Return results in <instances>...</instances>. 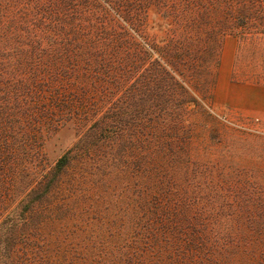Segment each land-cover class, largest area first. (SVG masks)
Wrapping results in <instances>:
<instances>
[{
    "label": "trees",
    "instance_id": "16d2710c",
    "mask_svg": "<svg viewBox=\"0 0 264 264\" xmlns=\"http://www.w3.org/2000/svg\"><path fill=\"white\" fill-rule=\"evenodd\" d=\"M150 17L143 52L129 30ZM226 36L233 79L264 82V0H0V264H264V218L166 201L181 193L166 159L191 156L184 73L209 96ZM67 123L75 140L47 164L42 142Z\"/></svg>",
    "mask_w": 264,
    "mask_h": 264
},
{
    "label": "rangeland",
    "instance_id": "374dc122",
    "mask_svg": "<svg viewBox=\"0 0 264 264\" xmlns=\"http://www.w3.org/2000/svg\"><path fill=\"white\" fill-rule=\"evenodd\" d=\"M117 20L123 27L124 22ZM153 22L158 23L159 20L153 21L150 17L141 28L129 30L131 41L143 52L144 47L147 49V40L160 37L161 27ZM234 47L233 37L226 36L221 43L213 87L206 98L203 97V86H198L200 71L192 78L188 72L184 73L185 81L194 94V101L183 113L190 123L187 126L191 127L192 139L186 146L191 156L182 153L180 159L167 158L164 182L165 190H181L177 198L173 194L167 195L168 203L193 206L189 217L221 221L264 218L261 209L264 205V85L250 83L254 86H249V82L232 78ZM226 91L237 93V98L227 97ZM75 137L76 128L70 123L49 133L41 148L46 163H54L71 147ZM134 188H130L129 194H135ZM122 206L116 209L109 205L107 210H102V216L111 212L124 216L120 211ZM125 218L119 219V226ZM112 232L102 237L108 243L106 250L109 252L120 243L112 238L117 237L116 231L112 229ZM139 241L130 246L136 247ZM141 246L147 249L144 242Z\"/></svg>",
    "mask_w": 264,
    "mask_h": 264
},
{
    "label": "crops",
    "instance_id": "0c3cea01",
    "mask_svg": "<svg viewBox=\"0 0 264 264\" xmlns=\"http://www.w3.org/2000/svg\"><path fill=\"white\" fill-rule=\"evenodd\" d=\"M234 41H235V47H234V53H233V57L231 58V75H232V78H233V70H234V64H235V58H236V54H237V46H238V42L235 38H233ZM219 57H220V54H219ZM245 82H249V86H254V84H258V85H264V82H253V81H245ZM250 83H254V84H250ZM263 89H264V86H263ZM226 96L227 97H231L233 99H236L237 97V93H232V92H229V91H226Z\"/></svg>",
    "mask_w": 264,
    "mask_h": 264
}]
</instances>
